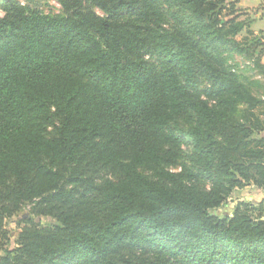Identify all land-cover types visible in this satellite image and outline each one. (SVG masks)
<instances>
[{"label": "trees", "instance_id": "trees-1", "mask_svg": "<svg viewBox=\"0 0 264 264\" xmlns=\"http://www.w3.org/2000/svg\"><path fill=\"white\" fill-rule=\"evenodd\" d=\"M58 1L0 0V264H264V195L211 212L264 191V94L230 62L264 76V34L237 0Z\"/></svg>", "mask_w": 264, "mask_h": 264}, {"label": "rangeland", "instance_id": "rangeland-1", "mask_svg": "<svg viewBox=\"0 0 264 264\" xmlns=\"http://www.w3.org/2000/svg\"><path fill=\"white\" fill-rule=\"evenodd\" d=\"M20 5H23L27 7L28 9H36L41 11L42 13L50 14V15H57L62 14L63 9L58 0H17ZM3 9L0 7V16H2ZM247 35L246 31H243L241 34L237 36L239 40H242ZM230 62L237 63L240 65L242 73L245 74L247 77H250L251 79H255L257 82L253 90L256 94L262 95L264 94V76L260 74H256L255 70L253 69V62L251 59L246 58L243 55L239 54H233L230 58ZM250 63V64H248ZM244 67V68H243ZM243 68V69H242ZM202 87H206V83L202 85ZM54 133V129L51 127V134ZM174 169H179L178 167H173ZM146 173H148L146 171ZM264 195V191L260 188H257L255 185H247L244 188L236 189L228 201L223 204L222 206L212 209V213L216 215H226V214H232L236 204L239 201L245 200V201H251V202H257L260 200ZM30 210V206H25L20 210L16 215H14L12 218L8 220L7 227L10 230L11 224L19 221L22 219L25 215L28 214V211ZM35 217V216H33ZM36 221L42 223V224H51L54 222V220L50 217H35ZM18 231L16 233H13L11 235V241L7 244L8 247L14 248L17 246V239H18ZM1 253V252H0Z\"/></svg>", "mask_w": 264, "mask_h": 264}, {"label": "crops", "instance_id": "crops-1", "mask_svg": "<svg viewBox=\"0 0 264 264\" xmlns=\"http://www.w3.org/2000/svg\"><path fill=\"white\" fill-rule=\"evenodd\" d=\"M236 8L243 12L241 19L249 22V28L255 34H264V0H237Z\"/></svg>", "mask_w": 264, "mask_h": 264}, {"label": "clouds", "instance_id": "clouds-1", "mask_svg": "<svg viewBox=\"0 0 264 264\" xmlns=\"http://www.w3.org/2000/svg\"><path fill=\"white\" fill-rule=\"evenodd\" d=\"M0 14H2V13H0Z\"/></svg>", "mask_w": 264, "mask_h": 264}]
</instances>
